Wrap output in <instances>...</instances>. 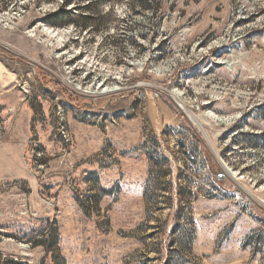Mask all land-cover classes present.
Instances as JSON below:
<instances>
[{"label":"rangeland","instance_id":"rangeland-1","mask_svg":"<svg viewBox=\"0 0 264 264\" xmlns=\"http://www.w3.org/2000/svg\"><path fill=\"white\" fill-rule=\"evenodd\" d=\"M0 264H264V0H0Z\"/></svg>","mask_w":264,"mask_h":264},{"label":"bare ground","instance_id":"bare-ground-1","mask_svg":"<svg viewBox=\"0 0 264 264\" xmlns=\"http://www.w3.org/2000/svg\"><path fill=\"white\" fill-rule=\"evenodd\" d=\"M48 30V34L53 38V37H59V38H64V36L66 35V32L65 31H57V30H50V29H47ZM110 91H114V89H109V90H107V92H110ZM213 116V118L215 119V120H217L218 122H231V121H233V120H235V119H237V115H231V116H222V115H216V114H213L212 115ZM233 171V170H232ZM230 172V171H229ZM233 176V175H232Z\"/></svg>","mask_w":264,"mask_h":264}]
</instances>
